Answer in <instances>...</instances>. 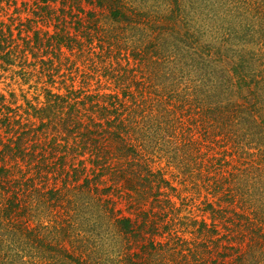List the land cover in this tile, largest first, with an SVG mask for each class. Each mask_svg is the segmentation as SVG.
Instances as JSON below:
<instances>
[{"label": "trees", "instance_id": "1", "mask_svg": "<svg viewBox=\"0 0 264 264\" xmlns=\"http://www.w3.org/2000/svg\"><path fill=\"white\" fill-rule=\"evenodd\" d=\"M26 5L0 264H264V0Z\"/></svg>", "mask_w": 264, "mask_h": 264}, {"label": "rangeland", "instance_id": "2", "mask_svg": "<svg viewBox=\"0 0 264 264\" xmlns=\"http://www.w3.org/2000/svg\"><path fill=\"white\" fill-rule=\"evenodd\" d=\"M23 1L27 2V0H11L10 2L2 4L0 7V32H7L12 35L19 34L22 36L27 34V32L31 33L29 31H31L34 26L40 27V25H43V21L39 23L37 22V18L35 17L34 12H32L31 7L35 5L27 7L26 2ZM42 27L46 28V26ZM10 75L11 73L9 71L5 72L0 64V93L8 97V94L12 91L17 97L19 94L17 87L19 86L16 84L15 78L12 80L10 79ZM23 88L25 89L26 87ZM31 93L32 91L29 92V95L27 96L28 98ZM38 94L39 100H41L42 95L40 96V92H38ZM33 95H36V93ZM195 210L194 212L197 213Z\"/></svg>", "mask_w": 264, "mask_h": 264}]
</instances>
